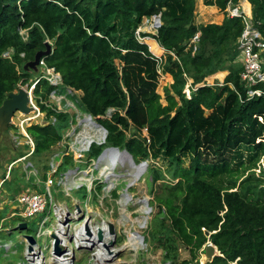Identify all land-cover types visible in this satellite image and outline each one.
Wrapping results in <instances>:
<instances>
[{"label": "trees", "instance_id": "trees-1", "mask_svg": "<svg viewBox=\"0 0 264 264\" xmlns=\"http://www.w3.org/2000/svg\"><path fill=\"white\" fill-rule=\"evenodd\" d=\"M247 1L264 35V0ZM202 2L223 13L220 22L196 21L197 0H0V104L20 81L31 79L33 72L23 64L47 40L51 52L43 59L60 73L62 84L40 79L34 94L47 98L52 90L64 93L67 87L81 92L78 109L106 130L105 142L93 143L88 157L96 159L107 147L126 150L135 164L147 162L151 183L170 182L156 197L162 206L149 231L163 259L198 264L200 249L211 242L220 255L204 264H264V169L240 177L264 155V94L248 97L239 77L241 64H232L239 54L241 18L227 16L228 0ZM158 13L156 33L141 36L150 35L165 49L161 62L135 35L144 18ZM20 30H26L25 39ZM196 32L199 41L192 53L189 42ZM9 49L13 53L4 57ZM226 69L221 81L207 78ZM187 83L195 88L189 96ZM40 109L48 122L26 126L33 151L10 163L25 155L51 154L74 121L69 112L44 104ZM108 109L111 115L105 117ZM240 147L256 155L233 167ZM158 154L167 162L165 169L148 164ZM103 186L95 183L90 192L82 187L84 196L95 197ZM179 245L187 248L189 259L178 262Z\"/></svg>", "mask_w": 264, "mask_h": 264}, {"label": "rangeland", "instance_id": "rangeland-1", "mask_svg": "<svg viewBox=\"0 0 264 264\" xmlns=\"http://www.w3.org/2000/svg\"><path fill=\"white\" fill-rule=\"evenodd\" d=\"M196 12V21L209 19L213 22H220L223 15L215 6L204 5L202 0H197ZM142 24L143 23H141V27H143ZM239 62L240 58L238 54L232 64H239ZM229 63L230 60H226L225 68L228 67ZM227 70L228 69L220 71L207 78H209L210 82L215 80L221 81ZM38 75V71L31 73L30 80ZM75 112L76 114L79 113L78 110ZM8 127H10V129H7L8 131L4 133L0 143V182L3 178L6 179L0 184V219H2L0 220V244L4 241L11 242V248L9 250L1 248L0 264L24 262L25 244L22 241L23 235L33 236L44 256L47 258L50 246L49 236L45 233L40 235H37V233L39 230L44 231L45 228H51L56 220L48 195V203L43 212L28 218L18 215L22 209L16 201L19 191L34 189L38 192L46 193L43 182L47 180V162L50 154L27 156L24 159L19 158L20 160L12 165L7 175L10 160L27 152L29 149L20 130H17L14 121ZM73 131L76 133L73 134ZM91 131L95 132L94 136L96 137L97 131L94 128ZM77 132H81V136L85 135V133L82 132V127L80 126L78 128V124L75 122L72 128L67 131V135H69L72 140ZM55 148L57 151L61 147L56 145ZM93 149L95 155L97 152L96 147H93ZM236 154V159L232 161L233 167H239L242 163L247 164L251 162L256 152L252 149L240 147L236 150ZM163 160L162 154H158L156 157H150L148 164L151 163L165 169L167 162ZM113 161V165L108 158L99 160L98 162L96 159L95 161H86L85 163H87V165L82 168L80 172L75 175L71 174L64 183L50 186L52 199L54 201L56 200L58 204L65 207L66 210L70 212L67 216L68 218L66 217V221L69 222L70 232H73L84 220L88 224L91 223V225L93 224L94 226L105 224L106 230L108 229V222H110L114 228L113 234H109L107 231L109 238L105 241L106 246L103 244L106 253L109 255L107 260L99 261L95 256L98 248L97 244L87 242L88 244H83L76 251L74 250L71 264H172L163 259V251L161 248L157 247L155 241L151 240L149 232L156 224L154 219H158L157 217L162 206L156 197L158 194H164L167 191L168 186L166 187V185L169 184L166 182H170L165 179L151 183L148 174V166H146L145 172L143 171L138 181L136 180V182H134L129 176L131 171L130 161L127 158L120 157L115 158ZM55 162L57 164L60 162L59 155L55 157ZM30 164H33L34 167ZM71 166V160H69L68 157L63 158V164L58 170L59 175L62 170L69 169ZM261 168L264 169V155H260L255 163V167L246 168L240 177L243 178L250 173H254L255 176L260 175ZM64 172H66V170L62 173ZM44 175L45 177L43 178ZM59 175L56 176V180H59ZM29 177V183L25 184L23 179H28ZM81 182L87 185L91 182V188L94 187V183H103L104 186L102 191L98 192L95 197L90 193L84 196L83 188L79 190L70 189ZM64 190L68 192V196L65 195L63 192ZM112 191H115L116 195H112ZM142 201L145 202L149 213L146 215L145 222L142 223L140 227L138 221L142 218ZM13 212L15 214L11 215ZM45 217L46 220L42 224V219ZM22 222L26 224L24 230H14L10 235H7L5 230L12 229ZM54 226H56V222ZM129 233H135L138 237L135 247L127 244V236ZM204 250L205 245L200 249L198 264H204L208 261ZM189 258L190 255L187 248L179 245L178 262Z\"/></svg>", "mask_w": 264, "mask_h": 264}, {"label": "built area", "instance_id": "built-area-1", "mask_svg": "<svg viewBox=\"0 0 264 264\" xmlns=\"http://www.w3.org/2000/svg\"><path fill=\"white\" fill-rule=\"evenodd\" d=\"M226 12L228 17H240L242 20V30L239 36L237 37L236 44H237V49L239 51V58L241 64V71L239 77L246 87V95L248 97H252L254 95L260 96L261 94H264V35L257 26V24L253 21L252 17L248 15L246 12H244V10L238 4V1L235 2L233 0H228L226 5ZM142 23H143L142 25L145 28H147V30L143 31L141 26L138 27L135 30L136 38L140 41H144L145 38H153L150 35L155 34L157 29L161 25L160 13L154 14L149 18H144ZM20 33L22 34V37L24 39L27 37L26 30H20ZM142 33H146L150 35L141 36ZM198 41H199V32H196L191 37L189 42V44L191 45L192 53L196 51ZM148 48L150 50V46H148ZM12 53H13V49H9L3 53V56L9 58ZM154 56L158 59L159 62H161L162 56H156V55ZM37 66H38L39 75L33 80H29L25 83H22V81H20L16 85L15 90H13L16 91L18 86H22L26 90L27 95L29 97V105L33 106L34 108V110L27 115H24L20 112H16L12 118V123L14 121L17 130H20L22 136L24 137L25 143L29 146L30 150L27 155H29L33 151L34 142L31 136L26 132V126H28L32 122L40 123V124H44L48 122L47 120L44 119V113L40 109V104H44L45 106L52 108L54 110L69 112L73 116L74 121L73 120L70 121L69 126L62 133V137L60 141H58L56 144L58 145V147L61 148L57 151L55 148L56 145L53 146L54 150L52 148V152L47 162L48 165L47 180L43 182L44 184L43 186L46 189V193L38 192L34 189L32 190L24 189L18 192L16 197L17 203L22 208L21 211L18 213V215L20 217L28 218L44 211L46 204L48 203L47 195L49 196V202L52 205L53 213L56 219L55 220L56 226H54L55 225L54 222V225H52L51 228H45L44 231L39 230V232L37 233V235L45 233L47 236H49L50 239L49 255L46 258L37 243L32 244V250L29 252L26 246L27 242H25V239H22V241L25 244L24 262H19L16 264H58L56 260H58L62 256H66V257L68 256L69 261L71 263L74 250L76 251L81 245H83L84 243H81L82 241H84L82 238L88 236L84 228L85 220L82 221L79 224V226L73 230V232H70L69 222L66 221V219L68 218L67 216L70 214V212H68L65 207L58 204L56 200L54 201L52 199L50 194V186L64 183L68 179V177L71 176V174L75 175L78 172H80V170L87 165V163H85L86 161L87 162L95 161V159L87 157L88 153L86 152H89L90 147L93 143L103 144L105 142L106 130L104 128L97 127L95 125V122H97L96 118L93 117L91 114L82 112L78 109L76 105V98L81 94L79 90H75L67 87L64 93L57 92L56 89L52 90L47 95V98H42V96L40 95H35L34 94L35 85L40 79H45L50 85L55 87L62 84V78L60 73L55 71L53 67L47 66L43 58L39 60ZM157 72L159 73L160 77H162L160 68L157 69ZM191 90H195V88L192 87L190 83H187L184 88V91L187 96H189ZM73 96H75V99L73 98ZM77 110L79 111V113L76 114L75 111ZM111 112L112 109H108L104 116L109 117L111 115ZM54 120H55L54 118H51L52 122H54ZM75 122L78 124V128L80 126L82 127V132H84L85 135L81 136V132H77V134L71 140L70 136L67 135V131L70 128H72V125ZM93 128L97 131L96 137L94 136L95 132L91 131ZM74 133L76 132L73 131V134ZM143 135L146 136V128H143ZM114 152L116 151L113 149L105 150L102 153L101 157L105 153L112 154ZM27 155L21 157L20 159H24ZM58 155L60 156V162L57 164L55 162V157ZM65 156H70L73 164L69 169L62 170L59 175L58 170L62 165L63 158ZM100 158L98 159L97 156L96 158L97 162L100 160ZM20 159H17L16 161L9 164L7 169V175L9 174L12 165ZM81 164H84L85 166L81 167L80 166ZM65 170L66 172L62 173ZM58 175H59V180H56V176ZM3 180L4 179L1 180L0 184L2 183ZM91 184H92L91 182L89 183V185L81 182L80 184L74 185L70 189L79 190L80 188L85 187L86 191L90 192L95 187V185H93L94 187L91 188L90 187ZM63 192L65 193L66 196H68L67 191L64 190ZM14 214H15L14 212L11 213V215ZM45 220L46 217L42 219L41 223L43 224ZM60 223L63 224V227H61L63 229L62 236H59L56 233L57 231L55 230L56 228H58V224ZM51 232H54L58 236L59 244L63 247L64 251L61 255H57L53 251L54 239L53 237L50 236ZM92 235L95 236V239H97V231L96 233H92ZM99 243H102V240L99 241ZM1 248H4L5 250H9L11 248V242H7V241L3 242L2 244H0V250Z\"/></svg>", "mask_w": 264, "mask_h": 264}, {"label": "water", "instance_id": "water-1", "mask_svg": "<svg viewBox=\"0 0 264 264\" xmlns=\"http://www.w3.org/2000/svg\"><path fill=\"white\" fill-rule=\"evenodd\" d=\"M44 49L39 50L35 53L34 58L32 60H28L23 64V69L26 71L30 72H37L38 71V63L41 58L44 56H47L51 52V44L46 40L44 42ZM34 110L33 106L29 105V97L27 95L26 90L22 86H18L16 91L9 92L6 96V98L1 102L0 104V143L3 139L4 133L7 131L8 126L12 123V118L16 112H20L24 115H27L31 113ZM95 125L97 127L103 128L99 123L95 122ZM115 150L116 152L119 153H125L130 161L134 163L132 160L131 155L126 151V150H119L116 147H107L102 152L98 155V159L101 157L102 153L105 150ZM143 165L145 168L147 166V162L143 161L141 163L135 164V165ZM77 207V206H76ZM78 208V207H77ZM26 228L25 223H19L16 226H14L12 229L5 230L7 233H10L14 230L22 231ZM85 231L87 235H90L91 231L89 229L88 223L85 222L84 224ZM109 234L114 233V228L113 225L108 222V229H107ZM204 235L206 237H209L210 232L207 230H204ZM51 237L54 239V244H53V251L57 255H61L63 253V247L59 244V238L58 236L54 233L51 232ZM103 238V229L98 228L97 229V239L102 240ZM23 239H25V242H27V250L30 252L32 250V244H35L36 241L33 236L30 235H23ZM105 246L106 244L103 243ZM205 253L208 258V260H211L215 255H220L218 252L217 248L211 243L207 242L205 244ZM217 252V253H216Z\"/></svg>", "mask_w": 264, "mask_h": 264}, {"label": "bare ground", "instance_id": "bare-ground-1", "mask_svg": "<svg viewBox=\"0 0 264 264\" xmlns=\"http://www.w3.org/2000/svg\"><path fill=\"white\" fill-rule=\"evenodd\" d=\"M245 4V3H244ZM96 127V126H95ZM127 158L129 161V157L125 154V153H117V152H114L112 154L110 153H105L103 154V156L100 158V160H104V159H109L111 161V164L113 165L114 164V159L115 158ZM130 168H131V171L129 173V176L131 177V180L136 182V180L138 181V179L140 178V176L142 175L143 171L145 170V167L141 164V165H135L133 164L131 161H130ZM145 172V171H144ZM125 177V176H124ZM128 178V177H127ZM129 196V195H128ZM127 196V197H128ZM126 197V196H125ZM125 203V202H124ZM142 203V218L141 220L138 221L140 227L142 225V223L145 222V219H146V215L149 213V210L145 204L144 201L141 202ZM137 221V220H136ZM135 223V222H134ZM89 228L91 230V233L90 235L82 238L84 241H82L81 243H84V244H88L87 242L93 244V243H96L98 248H97V252L95 253V256L97 259H99V261H105L109 258V255L106 253L104 247H103V243H105L106 239H108V233L106 232V225L103 224V225H97V226H94L93 224L91 225V223L89 224ZM63 227V224H58V228H56L55 230L57 231L56 233L59 235V236H62L63 234V229L61 228ZM98 228H102L103 229V238H102V242L103 243H99L100 240H96L95 239V236L92 235V233H96L97 229ZM96 230V231H95ZM87 234V233H86ZM127 244L128 245H131V246H136L137 244V241H138V237L136 236L135 233H129L128 236H127ZM126 244V245H127ZM58 264H71L70 261H69V257L67 256H62L60 257L58 260H56ZM105 264V263H104ZM107 264V263H106Z\"/></svg>", "mask_w": 264, "mask_h": 264}, {"label": "crops", "instance_id": "crops-1", "mask_svg": "<svg viewBox=\"0 0 264 264\" xmlns=\"http://www.w3.org/2000/svg\"><path fill=\"white\" fill-rule=\"evenodd\" d=\"M238 4L241 6V8L244 10V12H246L247 14H249L251 16V5H250V3L247 0H238ZM142 30L145 31V27L144 26L142 27ZM146 30H147V28H146ZM144 42L146 44H148V46H150V51L154 55L162 56V57L164 56L165 50L157 43V41L154 38H145ZM160 78L165 79V76L162 75V77H160ZM10 234H11V232L7 233V235H10Z\"/></svg>", "mask_w": 264, "mask_h": 264}]
</instances>
